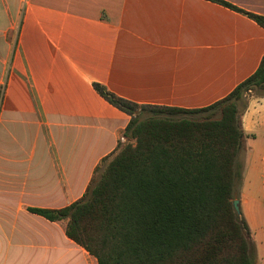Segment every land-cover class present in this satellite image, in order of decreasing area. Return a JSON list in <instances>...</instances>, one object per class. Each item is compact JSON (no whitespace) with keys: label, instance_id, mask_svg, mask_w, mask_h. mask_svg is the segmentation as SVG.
<instances>
[{"label":"crops","instance_id":"1","mask_svg":"<svg viewBox=\"0 0 264 264\" xmlns=\"http://www.w3.org/2000/svg\"><path fill=\"white\" fill-rule=\"evenodd\" d=\"M224 1L264 17V0ZM263 55V28L206 0H0V264H97L65 220L27 211L78 200L124 138L130 117L92 83L137 105L199 109ZM241 101L242 186L262 187V226L245 222L264 264V97Z\"/></svg>","mask_w":264,"mask_h":264},{"label":"trees","instance_id":"2","mask_svg":"<svg viewBox=\"0 0 264 264\" xmlns=\"http://www.w3.org/2000/svg\"><path fill=\"white\" fill-rule=\"evenodd\" d=\"M206 1L264 29L261 15ZM92 88L130 117L122 133L128 142L100 160L78 200L27 211L65 220V237L97 264H255L254 242L231 202L242 173L237 103L252 91L264 97V55L226 97L199 109L137 105L102 84ZM142 112L150 115L140 119Z\"/></svg>","mask_w":264,"mask_h":264},{"label":"rangeland","instance_id":"3","mask_svg":"<svg viewBox=\"0 0 264 264\" xmlns=\"http://www.w3.org/2000/svg\"><path fill=\"white\" fill-rule=\"evenodd\" d=\"M262 93H264V90L262 91ZM1 97L2 95H0V103H1ZM250 98H255V92H248L247 94H245L244 98H242V101L240 103V107H242L243 105H245L247 103V101ZM150 115V113L148 112H142L140 115V119L145 118L146 116ZM193 119H199L197 116H190ZM128 142V140L126 138H123L120 141L121 145H124ZM130 142H132L130 140ZM242 153L241 155H239V159L238 162L240 165H242ZM112 157V156H111ZM109 157V159L111 158ZM108 159V160H109ZM108 160L106 162H108ZM105 162V163H106ZM105 163L101 166L100 171L102 170V168L104 167ZM100 171L97 172V174L95 175V180L98 178ZM242 175L240 180L237 181V184L235 185V187L233 188V200H238L240 202V200H248V204L246 205V209L244 207H242V209L240 208V213L241 216L247 219L249 225L251 227H253L256 231L257 229H259L262 226V219L259 217V212L261 211V209L257 206L256 201L258 202L259 200H261V196H262V187L260 186L259 182L254 183V185L252 187H247L246 189L243 188L242 186ZM252 238V233L253 232L251 229H248ZM258 231V230H257ZM253 240V238H252ZM256 259H254L255 262Z\"/></svg>","mask_w":264,"mask_h":264},{"label":"water","instance_id":"4","mask_svg":"<svg viewBox=\"0 0 264 264\" xmlns=\"http://www.w3.org/2000/svg\"><path fill=\"white\" fill-rule=\"evenodd\" d=\"M232 204V208H233V211L234 213L239 217L240 216V207H239V201L238 200H233L231 202Z\"/></svg>","mask_w":264,"mask_h":264}]
</instances>
